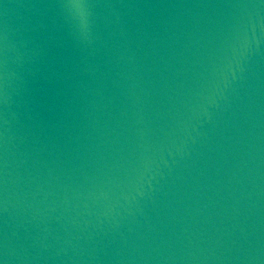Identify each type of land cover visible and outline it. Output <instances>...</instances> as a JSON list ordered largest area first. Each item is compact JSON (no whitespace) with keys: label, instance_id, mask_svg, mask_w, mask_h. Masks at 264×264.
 <instances>
[{"label":"water","instance_id":"95a60500","mask_svg":"<svg viewBox=\"0 0 264 264\" xmlns=\"http://www.w3.org/2000/svg\"><path fill=\"white\" fill-rule=\"evenodd\" d=\"M0 264H264V0H0Z\"/></svg>","mask_w":264,"mask_h":264}]
</instances>
